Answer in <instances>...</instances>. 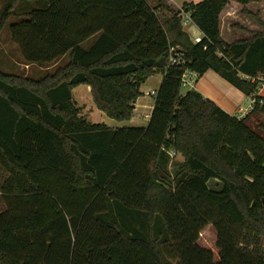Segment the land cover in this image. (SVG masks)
Wrapping results in <instances>:
<instances>
[{"label":"trees","instance_id":"obj_1","mask_svg":"<svg viewBox=\"0 0 264 264\" xmlns=\"http://www.w3.org/2000/svg\"><path fill=\"white\" fill-rule=\"evenodd\" d=\"M232 1L264 0L187 3L165 20L147 0H10L0 36L14 17L23 62L69 61L39 80L0 72V264H264V126L248 124L264 113V31L227 43L220 15ZM186 71L215 72L254 110L239 119L184 92ZM156 74L146 128L90 124L73 98L89 86L99 111L130 121ZM171 150L184 158L174 179ZM210 225L217 261L199 244Z\"/></svg>","mask_w":264,"mask_h":264},{"label":"rangeland","instance_id":"obj_2","mask_svg":"<svg viewBox=\"0 0 264 264\" xmlns=\"http://www.w3.org/2000/svg\"><path fill=\"white\" fill-rule=\"evenodd\" d=\"M41 2V1H39ZM39 2H34L39 3ZM10 0H0V19L4 12V10L8 7ZM24 3L17 9L16 12H25ZM43 5V3H40ZM183 10V8H182ZM181 10V11H182ZM252 13V15H258V18L264 24V4L260 6H251L247 9ZM225 17H229L232 19L222 20V36L224 40L231 44L241 40H249L253 37L254 34L260 33L264 31V26L260 24V22L252 16H249L243 12V10H229L225 13ZM15 22V18L12 17L5 27V31L2 32L0 36V72L7 76H18L28 79H40L49 74H54V72L61 67H64L68 61L69 57L66 56L63 59L58 60L57 62L45 65V66H36V65H26L23 62L20 50L18 47L12 45L13 43L10 32V25ZM88 44L84 45L85 47ZM7 55H11L13 61L6 58ZM4 58V60H3ZM215 73V72H214ZM218 75V74H217ZM219 77V76H218ZM160 78L151 77L147 80L146 84L143 87V92H145V96L142 100V106H152L155 98L150 96V93L157 92L161 85ZM224 81V80H222ZM224 83H226L224 81ZM227 84V83H226ZM229 85V84H228ZM192 91L191 90H183ZM149 95V96H148ZM73 98L78 107L81 108V115L86 118V120L92 124H106L112 127L118 128H142L148 125L147 120L144 118L145 114L149 113L148 109H138L133 117L132 122L130 121H116L108 118L103 112L99 111L95 106L91 93L87 90L86 86H80L73 91ZM249 103H244V109H247ZM243 109V110H244ZM242 115L239 119L242 118ZM249 123L254 130H258L260 125L264 126V113L258 114L256 113L250 118ZM184 162V158L181 154L176 153L174 150L170 151V163H169V172L171 173V177L174 179L175 175L180 171V165ZM173 180V184H174ZM213 183V184H212ZM210 184V187L213 188L214 182ZM175 186V184H174ZM1 209V206H0ZM117 209L114 208L112 211V215H115ZM110 214V212H109ZM111 217V216H110ZM111 219H115L112 218ZM114 221V220H111ZM129 233H132L130 229H128ZM199 244L201 247L210 250L215 260H218L219 250L217 248V234L213 226L206 227L200 234ZM264 249V240L262 243Z\"/></svg>","mask_w":264,"mask_h":264},{"label":"crops","instance_id":"obj_3","mask_svg":"<svg viewBox=\"0 0 264 264\" xmlns=\"http://www.w3.org/2000/svg\"><path fill=\"white\" fill-rule=\"evenodd\" d=\"M202 1L203 0H147V2L153 7H159L160 6L158 13H159V17L161 20H165L167 18L172 17L173 14L179 13L182 10V8L184 7V5L187 3L198 4ZM263 4H264V1L260 2V3H252V4H249L247 6H243V5H241L237 2H234V1L230 2L226 6V8L222 11V13L220 15L221 35L223 34L222 33V26H223L222 20L224 19V17H225L224 15L227 11L239 10V9L243 10L244 8L249 9L251 6H260ZM225 18L229 19L228 16ZM229 20L231 21L232 19H229ZM183 29L188 34V36L190 37V39L193 43H195V40L197 38L202 37V35H203L202 32L194 25L193 22L183 24ZM222 38H223V36H222ZM11 44L16 46L14 43H11ZM6 58L13 61V58L11 55L9 56L6 54ZM3 60H4V58H3ZM218 76L219 75H217L216 73H214L212 71L207 72L206 74H204V76L197 79L192 91H196V92L200 93L205 99L211 100L212 102H214L218 107H220L224 112H226L230 116L239 118L241 116L240 112L244 109V103L247 102L250 105L251 100H253V99L250 97H246L241 91H239L238 89H236L235 87L230 85L225 80L224 81L227 84L224 83V81H222L223 79L220 76L219 77ZM153 77L160 78L159 79L160 83H162L163 78H164L163 74H156ZM145 84H143L140 88V91L143 94V96L140 97L135 104V111H134L133 117L135 116V113L137 112L138 109H141V108L148 109L149 113L145 114L144 118L147 120V123L149 124V121L151 119V114L153 112V108H154L155 101H156V95L154 94L156 92L150 93V96H153L155 98L152 106H150V107L142 106L141 105L142 100L144 97H146L145 96L146 93L143 92V87ZM86 87H87V90L91 93V88L89 86H86ZM258 96L264 99V85L260 88V90L258 92ZM133 117L130 120V122H132ZM250 118H249V121H250ZM249 121H248V124L251 126ZM90 124H92V123H90ZM102 124H104V123H102ZM104 125L110 129H121V128L112 127V126H109L106 124H104ZM146 127H142V128H146Z\"/></svg>","mask_w":264,"mask_h":264},{"label":"built area","instance_id":"obj_4","mask_svg":"<svg viewBox=\"0 0 264 264\" xmlns=\"http://www.w3.org/2000/svg\"><path fill=\"white\" fill-rule=\"evenodd\" d=\"M191 22V19H190V15H186L185 16V19L183 21V24H187V23H190ZM204 36L202 37H199L195 40V44H200L203 40ZM178 61V58H174L172 57L171 58V63L174 64V63H177ZM197 74L196 73H193L191 71H186L182 77V87L183 89L185 90H191L194 88V85L197 81ZM156 94V93H154ZM255 104H256V101L253 99L251 100V103L249 105V107L247 109H244L242 110L240 113L243 114L242 115V118L246 117L248 114H250L253 110H254V107H255Z\"/></svg>","mask_w":264,"mask_h":264},{"label":"water","instance_id":"obj_5","mask_svg":"<svg viewBox=\"0 0 264 264\" xmlns=\"http://www.w3.org/2000/svg\"><path fill=\"white\" fill-rule=\"evenodd\" d=\"M263 204H264V202H263Z\"/></svg>","mask_w":264,"mask_h":264}]
</instances>
